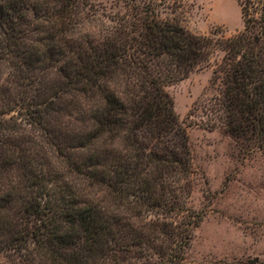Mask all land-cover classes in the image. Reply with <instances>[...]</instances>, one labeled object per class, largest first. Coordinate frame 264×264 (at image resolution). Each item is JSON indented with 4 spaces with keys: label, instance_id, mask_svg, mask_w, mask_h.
Returning a JSON list of instances; mask_svg holds the SVG:
<instances>
[{
    "label": "trees",
    "instance_id": "16d2710c",
    "mask_svg": "<svg viewBox=\"0 0 264 264\" xmlns=\"http://www.w3.org/2000/svg\"><path fill=\"white\" fill-rule=\"evenodd\" d=\"M88 6L0 0V253L24 264H181L202 215L188 205L189 135L164 86L209 63L220 45L228 132L263 148L264 0H241L244 28L223 40L136 3L103 40L83 46L71 35ZM73 109L91 127L68 137L72 149L98 144L84 160L51 134L52 116ZM60 158L108 188L117 206L86 199ZM151 211L156 220L147 221Z\"/></svg>",
    "mask_w": 264,
    "mask_h": 264
},
{
    "label": "rangeland",
    "instance_id": "374dc122",
    "mask_svg": "<svg viewBox=\"0 0 264 264\" xmlns=\"http://www.w3.org/2000/svg\"><path fill=\"white\" fill-rule=\"evenodd\" d=\"M136 3L150 5L160 19L215 40L231 37L244 28L241 0H89L71 38L83 46L103 40L120 24L129 6ZM224 54L217 45L209 63L164 86L189 135L193 164L188 205L193 214L202 215L181 264H264V147L250 148L246 139L228 132L220 104L223 85L215 73ZM56 79L59 75L51 81L55 83ZM108 86L118 88L111 81ZM93 104L80 102L79 108L86 106L90 111ZM52 120V136L70 149L68 137L83 134L91 127L87 116L81 118L75 109L70 115H53ZM43 134L47 135L46 131ZM97 146L70 151L75 152L76 159L84 160ZM60 162L63 173L86 199L103 201L109 209L117 206L118 200L108 188L92 185L81 175L64 169L70 162L62 158ZM154 213L148 212L146 220H156ZM0 264L24 263L17 254L5 251L0 253Z\"/></svg>",
    "mask_w": 264,
    "mask_h": 264
}]
</instances>
